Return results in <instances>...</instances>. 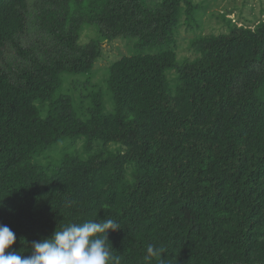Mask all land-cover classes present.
I'll list each match as a JSON object with an SVG mask.
<instances>
[{
  "label": "trees",
  "instance_id": "1",
  "mask_svg": "<svg viewBox=\"0 0 264 264\" xmlns=\"http://www.w3.org/2000/svg\"><path fill=\"white\" fill-rule=\"evenodd\" d=\"M201 8L0 0V225L16 235L11 250L30 255L56 228L112 218L121 264H264V19L218 12L227 30L202 34ZM183 24L197 35L179 59ZM115 38L130 53L94 83ZM149 244L161 256L148 257Z\"/></svg>",
  "mask_w": 264,
  "mask_h": 264
},
{
  "label": "clouds",
  "instance_id": "2",
  "mask_svg": "<svg viewBox=\"0 0 264 264\" xmlns=\"http://www.w3.org/2000/svg\"><path fill=\"white\" fill-rule=\"evenodd\" d=\"M118 229V222L112 218L63 225L49 238L33 241L31 254L24 255L11 250L16 235L8 226L0 225V264H121L108 239L109 231ZM163 251L152 244L147 246L148 257L161 256Z\"/></svg>",
  "mask_w": 264,
  "mask_h": 264
},
{
  "label": "rangeland",
  "instance_id": "3",
  "mask_svg": "<svg viewBox=\"0 0 264 264\" xmlns=\"http://www.w3.org/2000/svg\"><path fill=\"white\" fill-rule=\"evenodd\" d=\"M200 3V10L197 11V18L200 24V32L202 34L220 33L227 30L223 20L218 18L217 13L226 11L228 17L238 23L246 24V20L258 21L264 19V0H194ZM240 21V22H239ZM193 27L189 28L186 24L180 29V33L176 36L179 56L190 55L192 50L188 44L195 37L197 30L194 32ZM87 32V31H86ZM84 32L82 40L88 42L90 33ZM93 33V32H92ZM128 41L122 38H115L112 41L103 42V56L98 60L95 66L96 74L93 78L94 83H99L106 73V67L113 60L120 58L123 54H129ZM56 147V146H55Z\"/></svg>",
  "mask_w": 264,
  "mask_h": 264
}]
</instances>
